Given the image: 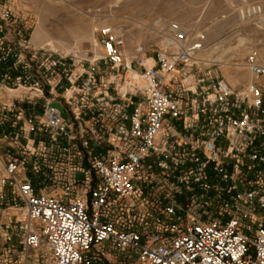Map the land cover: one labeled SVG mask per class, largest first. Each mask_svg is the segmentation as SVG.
Masks as SVG:
<instances>
[{"label": "built area", "instance_id": "obj_1", "mask_svg": "<svg viewBox=\"0 0 264 264\" xmlns=\"http://www.w3.org/2000/svg\"><path fill=\"white\" fill-rule=\"evenodd\" d=\"M18 20L0 1V92L27 90L0 101L5 252L22 264H264L257 50L253 80L233 85L196 64L205 34L177 21L130 54L102 27V51L80 57L37 47Z\"/></svg>", "mask_w": 264, "mask_h": 264}, {"label": "rangeland", "instance_id": "obj_2", "mask_svg": "<svg viewBox=\"0 0 264 264\" xmlns=\"http://www.w3.org/2000/svg\"><path fill=\"white\" fill-rule=\"evenodd\" d=\"M0 1L13 9L19 18L17 24L30 31L31 39L37 24L43 20L51 43L37 45L32 40L31 43L64 54L75 51L76 55L86 57L88 51L94 49L98 42V30L105 26L112 27L118 35L124 36L128 54L139 45L155 48L160 43V27L170 21H177L205 34L202 48L204 53H201L202 49L197 53L196 57L200 62L196 64L202 69L209 66L233 85L253 80L246 65L251 51H258L264 65V0H19V3L15 0ZM48 4L53 5L55 12L46 10L49 8ZM76 25H89L95 41L73 36L69 28ZM60 41L65 42L66 47L59 46ZM95 49L99 54L98 48ZM120 79L118 83L122 82ZM257 82L264 91V78ZM4 91L5 94L0 92V101L6 103H11L17 95L25 96L27 92H12L8 89ZM53 106L59 109L63 116H69L64 102L55 101ZM11 214L12 211L0 209V223L8 221ZM4 227L0 226V264H22L19 255H12L11 251L8 253L3 249Z\"/></svg>", "mask_w": 264, "mask_h": 264}, {"label": "bare ground", "instance_id": "obj_3", "mask_svg": "<svg viewBox=\"0 0 264 264\" xmlns=\"http://www.w3.org/2000/svg\"><path fill=\"white\" fill-rule=\"evenodd\" d=\"M16 2H18L19 0H15ZM52 1V0H51ZM19 3V2H18ZM49 5V8H46V10L48 9V11L50 13H53L55 12L54 11V8H53V5L51 4H48ZM57 9V7H55ZM69 31L73 34V36L77 37L78 39H82V38H89L90 40H92L93 42L95 41L94 39V36H93V33H92V29L89 27V25H76V26H71L69 28ZM32 42L37 44V45H40V44H50L51 43V38L49 36V33H48V30L46 29L45 27V24H44V21H40L35 30L33 31V34H32ZM32 43V44H33ZM34 44V45H35ZM98 45V49L99 51H102V47L98 44V42L96 43ZM36 45V46H37ZM58 45L61 46V47H66V43L65 42H58ZM39 47V46H38ZM42 48V47H40ZM42 49H46V48H42ZM201 53H204L203 49L201 50ZM205 56V55H204ZM205 58V57H204ZM195 60L197 62H200L199 60L200 59H197V57L195 58ZM202 60V59H201ZM204 60V59H203ZM207 61V60H206ZM239 65V64H237ZM241 66V65H240ZM237 67V66H236ZM239 67V66H238ZM136 79L139 83L142 82V78L140 76L139 73H136V72H130L128 74V79Z\"/></svg>", "mask_w": 264, "mask_h": 264}, {"label": "crops", "instance_id": "obj_4", "mask_svg": "<svg viewBox=\"0 0 264 264\" xmlns=\"http://www.w3.org/2000/svg\"><path fill=\"white\" fill-rule=\"evenodd\" d=\"M6 148V144L4 143L3 139L0 138V160H1V153L4 152Z\"/></svg>", "mask_w": 264, "mask_h": 264}]
</instances>
